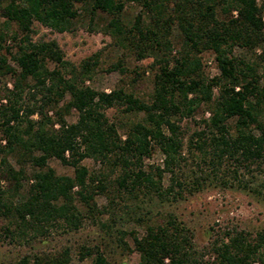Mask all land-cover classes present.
<instances>
[{
    "label": "trees",
    "instance_id": "16d2710c",
    "mask_svg": "<svg viewBox=\"0 0 264 264\" xmlns=\"http://www.w3.org/2000/svg\"><path fill=\"white\" fill-rule=\"evenodd\" d=\"M124 1L0 0V74L14 75L12 87H0V179L8 182L0 187V218L6 219L2 231L10 239L47 235L53 226L76 229L83 213L114 215L123 207L125 193L136 190L160 198L181 196L185 187L176 173L184 158L180 120L192 116L201 102L209 103L210 114L191 133L190 148L213 168L231 161L233 177L240 168L251 175L261 172L264 194V56L246 58L234 52L236 45L250 49L262 40L264 18L257 0H136L141 8L128 22L121 17ZM76 2L91 20L98 11L109 15L104 31L123 51L137 58L152 56L149 99L123 86L106 91L87 84L99 64V51L74 64L55 39L32 38L35 20L59 31L74 29L80 14ZM173 25L181 33L177 49L170 38ZM204 50L214 52L217 73L204 72ZM122 61L118 58L107 69H122ZM111 106L141 116L117 123L106 113ZM73 108L77 118L67 121L64 114ZM155 147L163 155L162 164L146 166L144 159ZM50 157L72 166L73 174L57 173ZM86 157L118 168L103 209L90 184L94 178L82 162ZM27 164L33 169L31 182L26 196L15 201L7 192L21 187ZM165 172L170 173L167 185ZM99 188L103 192L106 186ZM116 231L125 247V236H131L136 264H264V227L224 230L205 248L195 245L188 226L170 211L159 222L147 220L141 234ZM69 251L24 254L10 264H69ZM79 252L81 258L90 255L91 264H110L98 246L82 245Z\"/></svg>",
    "mask_w": 264,
    "mask_h": 264
},
{
    "label": "rangeland",
    "instance_id": "374dc122",
    "mask_svg": "<svg viewBox=\"0 0 264 264\" xmlns=\"http://www.w3.org/2000/svg\"><path fill=\"white\" fill-rule=\"evenodd\" d=\"M166 1V0H165ZM168 1V0H167ZM264 18V0H257ZM80 14L72 30H55L38 21H34L31 33L33 39H55L63 50L64 57L73 62L79 63L83 58L99 51L101 53L97 69L92 77L86 79V83L93 88L109 91L118 86H123L126 90H132L139 97L147 100L153 90V74L155 67L151 55L137 58L132 51L122 50L115 45L111 35L104 31L105 23L109 15L106 12L98 11L91 20L87 11L81 8V2H76ZM141 6L136 0H125L121 17L125 22L132 20ZM3 16L0 15V27ZM15 28V26H13ZM181 33L178 26L173 25L170 38L174 49L180 46ZM11 39L7 38L6 44L11 45ZM264 33L262 40L255 47L246 49L242 46H235L234 52L246 58H257L263 55ZM123 58V68L108 70L107 67ZM203 70L206 74L212 75L218 72L214 52L204 50L201 53ZM9 62L15 66L8 55ZM49 62V66H53ZM14 75L11 73L0 74V87H12ZM27 81H30L28 79ZM264 84V79H262ZM67 95L61 103L67 99ZM4 101V99H3ZM52 114V110L48 111ZM108 117L117 122L125 123L135 120L134 114H123L117 106L106 108ZM210 105L201 102L192 116H185L180 120V125L184 131L183 137V160L176 169L178 179L184 184V191L176 198H160L156 194L146 193L144 189L135 191L136 193H125L121 199L122 208L116 214L102 211L101 215L94 217L83 213L81 225L76 229H67L63 226H53L47 235H38L25 240L10 239L4 235L2 226L6 219L0 218V264H10L18 260L22 255L34 253H54L65 248L70 249L69 264H91L92 257L87 255L80 257V247L82 245L98 246L103 249L110 264H136L138 252L134 249L130 235H126L128 247L118 239L117 228L133 229L138 234L143 233L144 223L147 220L159 222L168 211L177 214L192 232L195 245L205 248L209 242L217 235L228 229H244L254 232L264 227V194L260 191L259 182L262 181V173L253 171V175L245 169L240 168L237 177H233L231 172V161L224 162L219 167L213 168L207 160L200 158L198 150L190 148L189 138L194 129L200 125V119L209 116ZM34 117L37 114H33ZM64 118L67 121H74L77 118V111L73 108L65 112ZM57 126V123H55ZM119 132L124 135L123 127H119ZM4 134L0 128V140L4 143ZM162 153L158 147L153 148L151 154L144 159L146 166L150 164H162ZM9 160L15 166V160L9 156ZM82 162L87 165L94 178L90 182L95 190V199L98 207L103 209L107 204L105 192H110L114 177L118 168L103 164L86 157ZM57 173L73 174L70 165L62 163L56 157L48 159ZM27 177L22 179L21 187L18 190L7 192L10 196L13 193L15 201L23 199L28 191L31 179L29 174L32 167L26 165ZM170 182V173L165 172L163 184ZM105 185V191L99 188ZM8 182L1 178L0 187L6 188ZM76 189V188H75ZM77 197V196H76ZM77 204L81 209L84 205L78 200ZM106 221L110 226H104L101 222ZM210 254H206V258Z\"/></svg>",
    "mask_w": 264,
    "mask_h": 264
}]
</instances>
